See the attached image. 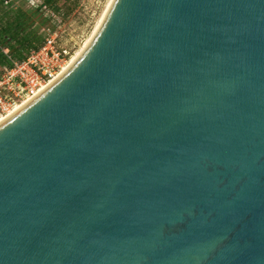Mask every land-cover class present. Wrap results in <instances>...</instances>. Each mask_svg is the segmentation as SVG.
Listing matches in <instances>:
<instances>
[{
	"label": "water",
	"instance_id": "water-1",
	"mask_svg": "<svg viewBox=\"0 0 264 264\" xmlns=\"http://www.w3.org/2000/svg\"><path fill=\"white\" fill-rule=\"evenodd\" d=\"M0 264H264V0H111L0 121Z\"/></svg>",
	"mask_w": 264,
	"mask_h": 264
},
{
	"label": "trees",
	"instance_id": "trees-1",
	"mask_svg": "<svg viewBox=\"0 0 264 264\" xmlns=\"http://www.w3.org/2000/svg\"><path fill=\"white\" fill-rule=\"evenodd\" d=\"M35 1L34 7L24 9L11 0H0V75L12 67L13 61H23L43 44L41 28L50 22H62L66 13L63 7L73 0Z\"/></svg>",
	"mask_w": 264,
	"mask_h": 264
},
{
	"label": "built area",
	"instance_id": "built-area-1",
	"mask_svg": "<svg viewBox=\"0 0 264 264\" xmlns=\"http://www.w3.org/2000/svg\"><path fill=\"white\" fill-rule=\"evenodd\" d=\"M3 51L6 53L7 49ZM70 56V48L53 31L23 61H13L12 67L0 75V116L52 81Z\"/></svg>",
	"mask_w": 264,
	"mask_h": 264
},
{
	"label": "rangeland",
	"instance_id": "rangeland-1",
	"mask_svg": "<svg viewBox=\"0 0 264 264\" xmlns=\"http://www.w3.org/2000/svg\"><path fill=\"white\" fill-rule=\"evenodd\" d=\"M14 6L24 9L35 6V0H11ZM110 0H73L63 7L66 12L62 22H50L41 28L44 37L53 31L62 44L71 50V56L90 38ZM62 1L59 2L61 4ZM70 56V57H71ZM70 59V58H69Z\"/></svg>",
	"mask_w": 264,
	"mask_h": 264
},
{
	"label": "bare ground",
	"instance_id": "bare-ground-1",
	"mask_svg": "<svg viewBox=\"0 0 264 264\" xmlns=\"http://www.w3.org/2000/svg\"><path fill=\"white\" fill-rule=\"evenodd\" d=\"M110 2H111V0L109 1L108 5H107V8H108ZM107 8L105 9V11L103 12V14L101 15V17H100V19H99L97 25L95 26V29L93 30V33H92V35L90 36V38L85 42V44H83V47H82L80 50H78L74 55H72V56L70 57V59H69L64 65H63L61 71L58 73L59 75H60L61 73H63V72H64V71H65V70H66V69H67V68L73 63V61L77 58V56L80 54V52L83 50V48L88 44L89 40L92 38V36H93V34L95 33V31L97 30V28H98V26H99L101 20L103 19V16H104V14H105ZM58 74H57V75H58ZM57 75H56V76H57ZM50 82H52V81H50ZM48 84H49V83H48ZM45 86H47V85H43V87H42L41 89H39V92H40L42 89H44ZM39 92H37L36 94H38ZM36 94H35V95H36ZM32 98H33V96L24 99V100L22 101V103L17 104L15 107H13L12 109H10L6 114H2V115L0 116V121L3 120L4 118H6V117H7L8 115H10L11 113H13L14 111H16L17 109H19L20 107H22L23 105H25V104H26L29 100H31Z\"/></svg>",
	"mask_w": 264,
	"mask_h": 264
}]
</instances>
